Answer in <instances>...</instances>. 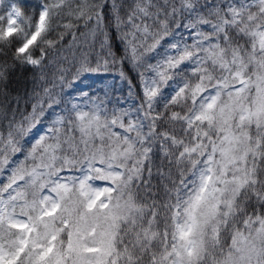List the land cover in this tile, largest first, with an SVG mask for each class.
<instances>
[{
    "label": "snow or ice",
    "instance_id": "obj_1",
    "mask_svg": "<svg viewBox=\"0 0 264 264\" xmlns=\"http://www.w3.org/2000/svg\"><path fill=\"white\" fill-rule=\"evenodd\" d=\"M0 181V264H264V0H0Z\"/></svg>",
    "mask_w": 264,
    "mask_h": 264
},
{
    "label": "trees",
    "instance_id": "obj_2",
    "mask_svg": "<svg viewBox=\"0 0 264 264\" xmlns=\"http://www.w3.org/2000/svg\"><path fill=\"white\" fill-rule=\"evenodd\" d=\"M38 2H39V0H28V3L32 6H35V4ZM33 75H38V72L31 67H27L24 69H17L16 72L13 73V77H14L13 84H15L17 78L28 77L30 79L31 76H33ZM133 83L135 84L136 81L134 80ZM28 86H29V88H31L30 83ZM124 87H125V93H126L127 88H126V86H124Z\"/></svg>",
    "mask_w": 264,
    "mask_h": 264
},
{
    "label": "rangeland",
    "instance_id": "obj_3",
    "mask_svg": "<svg viewBox=\"0 0 264 264\" xmlns=\"http://www.w3.org/2000/svg\"><path fill=\"white\" fill-rule=\"evenodd\" d=\"M0 182H2V181H0Z\"/></svg>",
    "mask_w": 264,
    "mask_h": 264
}]
</instances>
